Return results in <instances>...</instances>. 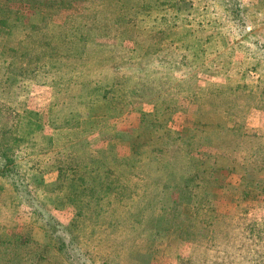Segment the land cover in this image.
<instances>
[{
	"label": "rangeland",
	"instance_id": "obj_1",
	"mask_svg": "<svg viewBox=\"0 0 264 264\" xmlns=\"http://www.w3.org/2000/svg\"><path fill=\"white\" fill-rule=\"evenodd\" d=\"M24 1L0 0V79L19 74L12 93L0 86V150L79 261L264 264V0H146L142 12L132 0L122 18L109 0ZM28 8L49 17L24 36L13 24ZM76 27L80 61L67 54ZM81 68L114 83L107 113L51 126ZM25 109L42 131L19 121ZM3 169L0 264H69Z\"/></svg>",
	"mask_w": 264,
	"mask_h": 264
},
{
	"label": "trees",
	"instance_id": "obj_2",
	"mask_svg": "<svg viewBox=\"0 0 264 264\" xmlns=\"http://www.w3.org/2000/svg\"><path fill=\"white\" fill-rule=\"evenodd\" d=\"M24 1V0H21ZM27 2V0H25ZM24 1V2H25ZM49 1V2H47ZM50 1L54 0H45L44 4L47 5L50 3ZM69 5H71V2H81L83 0H68ZM28 3V2H27ZM132 0H109L107 3L108 9L107 11L114 14V17L120 15L121 18L125 17L126 14H122L121 11L124 9H128L131 7ZM146 0H142L140 3L141 6V12L146 7ZM17 13L20 11L15 10ZM80 12L81 14L86 17L87 14H84L86 12ZM12 12V10H10ZM22 16H19V20L21 21L20 25L13 24V27L21 26L22 30L25 32L24 36H31L32 32L36 29L37 22H35L34 19H38L39 21L46 20L49 16L44 10H39L37 12L30 11L29 8L23 13L20 12ZM94 16L96 14H93ZM21 17V18H20ZM9 19L8 17L1 18L0 23L7 25V21ZM72 32V33H71ZM71 33V40L69 42V52L67 54L71 57L72 60L80 61L84 59L85 55L87 54V48L86 44L82 43L83 39V32L81 31V28H75V30H72ZM9 35H12V32H8ZM20 47H23L24 41L21 40L19 42ZM7 44L2 45L0 47V53L5 52L7 48ZM13 51H18V48H15L14 46H11L9 48ZM46 51H50L46 49ZM22 55H31V52L28 50L23 52ZM26 53V54H25ZM111 59V58H110ZM29 61L30 59H26ZM100 64L102 63L100 59L97 60ZM112 61V60H109ZM78 63V62H77ZM80 64H82L80 62ZM103 65V64H102ZM78 75H73L71 78L73 79V83L75 84L74 90L75 93L72 95L73 99L75 100L74 106L71 108V111L69 115H65L62 118L63 123L55 122L58 120V116H50L49 117V124L51 126H67V127H74L77 126L80 120L81 115L84 112L90 113L93 116H97L99 112H102L103 114L107 113V106L109 105V97L108 94L111 92V87L114 85L113 82L111 83H105L103 80H100L98 78V74H96L95 68H93L90 72V74L82 75V68L79 70H75ZM19 74L14 75L12 73L3 75L0 79V86H2L4 89H9L10 92H13V86L17 83L19 80ZM110 86V88H109ZM102 101V105H99L97 102ZM103 104L107 105L106 107H103ZM25 113L23 114H17L19 121H26V117H29L27 120V124L29 125L30 129H39L40 131L43 130V125L39 122V117L37 112H33L31 110L25 109ZM4 132V131H3ZM14 132H9L8 136L12 138V136L15 138V140L18 139L17 136L13 135ZM8 146L7 148H3L0 150V161L1 166L5 167L6 170H2L3 174L8 175L9 182L12 186H21L22 187V201L29 205L34 215H38V220H40L43 225L50 230V232L53 234L58 252L64 257V259L69 264H87V262L79 261V259L82 257L79 253L76 252V246L73 242L74 238L72 235H69V240L66 238V230L65 226L59 223L53 216H51L50 212L46 209L45 205L40 203L35 196L32 194V192L29 189L30 181L26 178L25 174L20 172L17 169V166L15 165V156L8 154ZM58 179L64 180L66 178V174L64 172L59 175ZM78 179L83 181V178L81 176L78 177ZM83 257H85L83 255Z\"/></svg>",
	"mask_w": 264,
	"mask_h": 264
}]
</instances>
